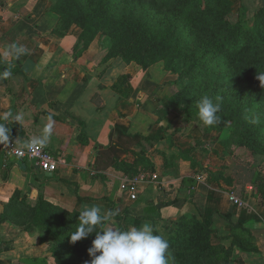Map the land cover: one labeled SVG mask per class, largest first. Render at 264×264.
Returning <instances> with one entry per match:
<instances>
[{"label":"crops","instance_id":"0c3cea01","mask_svg":"<svg viewBox=\"0 0 264 264\" xmlns=\"http://www.w3.org/2000/svg\"><path fill=\"white\" fill-rule=\"evenodd\" d=\"M238 1L250 11L264 7V0ZM51 2L0 0V74L11 71L7 78L0 75V116L23 115L20 123L8 122L10 139L19 144L40 137L51 118L53 132L44 146L59 161L55 172L43 171L28 159L4 156L0 148V264H45V257L51 259L42 232L25 229L20 214L16 216L41 200L77 212L84 205H98L102 214L118 209L125 221L148 222L160 233L165 221L198 209L221 236L243 221L262 249L257 218L230 203L229 193L207 177L206 166L199 171L206 165L203 160L183 157L178 146L165 147L168 135L160 132L166 126L154 110H112V60L95 57L94 45L78 47L75 29L64 36L54 34L57 15L50 10ZM12 45L25 53L14 55ZM116 127L156 137L147 151L154 171L140 183L136 200L121 189L128 177L123 171L95 168L99 151L112 145ZM126 155L134 161L131 153L122 158ZM234 255L242 264H264L261 252L235 247Z\"/></svg>","mask_w":264,"mask_h":264},{"label":"trees","instance_id":"16d2710c","mask_svg":"<svg viewBox=\"0 0 264 264\" xmlns=\"http://www.w3.org/2000/svg\"><path fill=\"white\" fill-rule=\"evenodd\" d=\"M51 10L59 16L53 33L64 36L77 25L82 29L77 46L85 40L82 49H87L96 34L108 35L111 44L104 60L120 57L144 68L164 62L172 73H178L184 95L181 100L186 99L190 110H197L196 102L216 80L209 97L214 102L221 98L218 128L230 126V140L250 150L255 159L243 162L249 173L245 181L256 177V169L264 170V119L258 124L251 122L260 119L264 110V88L257 78L264 72V7L250 11L241 4L234 12L233 0H56ZM130 78L128 74L123 83ZM112 138V145L99 151L96 169L112 166L130 179L151 176L154 165L142 140L153 145L155 136L128 134L116 127ZM126 153H133L135 160L130 163L122 158ZM19 214L25 229L47 228L53 237L74 247L69 234L78 226L79 212L41 200L16 216ZM193 222L192 226L188 217L182 216L175 235L164 237L169 243L170 264H242L234 257L235 247L244 252L260 250L243 221L232 225L229 246L212 242L209 224ZM58 229L63 235H58ZM94 235L75 243L80 251L69 258L70 263L91 260L87 249ZM59 259L61 264L67 263L64 257Z\"/></svg>","mask_w":264,"mask_h":264},{"label":"rangeland","instance_id":"374dc122","mask_svg":"<svg viewBox=\"0 0 264 264\" xmlns=\"http://www.w3.org/2000/svg\"><path fill=\"white\" fill-rule=\"evenodd\" d=\"M51 1L52 6L56 0ZM233 1L235 2L234 12H237L242 3L238 0ZM51 12L53 11L51 10ZM54 14L57 15L56 13ZM234 17L235 16H233L232 19H234ZM58 20L59 16L57 15L55 27L58 25ZM72 29L76 30L79 38L82 29L77 25H73L68 31ZM110 42V37L100 32L94 36L87 48L94 45L95 50H93V53L95 52L96 54L94 56L105 57L108 53L109 45L111 44ZM79 43V47L84 48L85 40L79 41ZM111 60L112 65L110 69H108V72L110 70L112 71V110H154L153 113L157 115V121L164 122V126H166L163 127L160 132L161 135L162 133L168 135L165 143L166 148H172L174 145L173 148L176 149L178 146L183 157L189 155L188 157L195 158L197 156L200 160L204 161V164H206H201L199 171H204L203 168L205 166L212 171L213 174L205 170L208 174L207 177L209 180H212L211 183L219 185V187L226 190L229 193V196L235 194L246 201L245 207L240 208L235 206V208L238 211L245 208L248 211V216L257 218L255 219L258 221L256 222L257 228H260L261 231L260 240H262L261 245L263 248L261 249L259 247L260 245H257L260 249L259 252L264 253V234H262V232H264L262 231L264 230V170L256 169V177L254 179L251 178L252 180L245 181V178L249 176V173H247V166L243 162L244 160H251L254 162L255 159L251 155V151L247 148L241 147L237 142L235 143L230 140V126L226 125L223 129L219 130L218 126L221 122H217L216 125L212 126L203 125L197 117V110H190L189 106L185 103L186 99L181 100L184 95H181L183 94V92H181L182 85L177 82L179 78L178 73H172L164 62H158L151 65L149 68H144L136 62H125L120 57H110L105 60V62L107 63ZM106 70L107 68L105 69V72ZM128 74H131L133 78H130L131 80L128 79V81L123 83ZM217 82L219 83L221 80H217ZM225 84L226 83L224 82V86ZM214 88H216V80L211 84L210 88H207V91L203 92V95L206 94L207 96H210ZM229 89L232 90V88ZM218 94L222 96L224 90L222 89ZM110 109L111 108L109 107L105 108V110ZM262 118L264 119V110H262L260 114L259 122ZM151 147L152 145L148 144V149ZM128 155L125 156V160L129 162L130 160L127 159ZM131 156L132 159L135 160V155L133 153H131ZM230 203L232 202L230 201ZM182 216H187L189 221L192 222L190 223L192 226L194 225L193 221L196 220L198 222L204 221L209 224L213 230L211 237L214 244H224L225 246L230 245L231 234L226 236L219 235L216 229L212 227L208 215L195 209ZM182 216L176 217L172 222H169L168 220L165 221L164 231L161 233L155 228V226L153 227L157 233L168 239L170 235H175L176 230L179 228L178 223ZM245 225L250 228L246 223ZM140 226L141 225H138L137 223L135 225L132 224V221H125L124 215L119 213L117 216L113 217L110 222L101 225L100 228L112 227L127 230L130 227ZM36 229L44 235V240L47 241L46 245L48 246V251H50L51 254V259L45 257V264H61L59 257H64L65 262H67L64 264H75L69 262V258H73L74 253L80 251L76 249L75 243L74 250L72 245H69L68 243L65 244L63 240L58 238V236L57 238L55 236L53 237L47 228ZM58 230V235L61 236V232L63 231H61V229ZM251 232L255 236L252 230Z\"/></svg>","mask_w":264,"mask_h":264},{"label":"clouds","instance_id":"9594fccd","mask_svg":"<svg viewBox=\"0 0 264 264\" xmlns=\"http://www.w3.org/2000/svg\"><path fill=\"white\" fill-rule=\"evenodd\" d=\"M14 55L19 56L25 53L23 47L11 46ZM2 77L7 78L11 75L9 69L3 71ZM261 87L264 88V72L258 77ZM220 97H216L215 102L207 95L202 96L196 102L197 117L205 126L216 124L220 117ZM23 115L20 113L13 114L5 112L0 116V144H7L10 141L11 128L8 126L9 121L20 123ZM254 124L259 123L258 118L252 121ZM53 132V123L49 118V123L45 125L40 137L33 138L32 144L45 145L49 141ZM119 214V210H108L102 214L101 207L98 205H84L79 211L78 226L71 232L70 242L77 241L94 235L91 246L87 249L90 261L85 264H170L172 260L169 253V243L160 234H157L154 227L144 222L140 227H130L127 230L120 228H100L106 222H110L113 217Z\"/></svg>","mask_w":264,"mask_h":264},{"label":"built area","instance_id":"2783aa9c","mask_svg":"<svg viewBox=\"0 0 264 264\" xmlns=\"http://www.w3.org/2000/svg\"><path fill=\"white\" fill-rule=\"evenodd\" d=\"M1 151L4 156H15L22 159H28L32 161L39 169L43 171L55 172L58 169V158L44 145H33L32 140L26 144H19L17 141L10 139L7 144H0ZM156 178V175L153 176ZM197 180L202 179L200 175H196ZM148 179L145 175H140L136 178H126L122 184L121 189L127 192L132 200H136L138 197V187L141 182ZM230 201L235 206L243 208L246 206V201L243 198L231 194Z\"/></svg>","mask_w":264,"mask_h":264}]
</instances>
